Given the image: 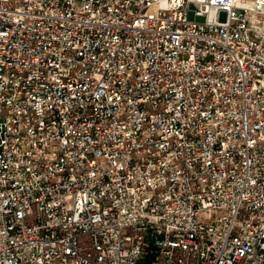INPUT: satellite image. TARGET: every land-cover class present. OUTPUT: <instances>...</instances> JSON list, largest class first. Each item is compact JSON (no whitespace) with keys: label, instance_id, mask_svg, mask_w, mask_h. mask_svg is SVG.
Instances as JSON below:
<instances>
[{"label":"built area","instance_id":"obj_1","mask_svg":"<svg viewBox=\"0 0 264 264\" xmlns=\"http://www.w3.org/2000/svg\"><path fill=\"white\" fill-rule=\"evenodd\" d=\"M0 264H264V0H0Z\"/></svg>","mask_w":264,"mask_h":264},{"label":"rangeland","instance_id":"obj_2","mask_svg":"<svg viewBox=\"0 0 264 264\" xmlns=\"http://www.w3.org/2000/svg\"><path fill=\"white\" fill-rule=\"evenodd\" d=\"M222 18H224V15H222ZM190 19H195V17L193 15H191ZM199 21H202V19H199Z\"/></svg>","mask_w":264,"mask_h":264}]
</instances>
